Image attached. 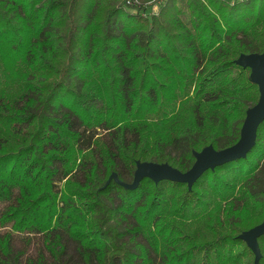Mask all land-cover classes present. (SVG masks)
Listing matches in <instances>:
<instances>
[{
    "label": "trees",
    "instance_id": "obj_1",
    "mask_svg": "<svg viewBox=\"0 0 264 264\" xmlns=\"http://www.w3.org/2000/svg\"><path fill=\"white\" fill-rule=\"evenodd\" d=\"M150 1L0 0V264H254L264 121L191 188L110 175L239 140L260 92L235 60L264 52V0Z\"/></svg>",
    "mask_w": 264,
    "mask_h": 264
},
{
    "label": "water",
    "instance_id": "obj_2",
    "mask_svg": "<svg viewBox=\"0 0 264 264\" xmlns=\"http://www.w3.org/2000/svg\"><path fill=\"white\" fill-rule=\"evenodd\" d=\"M235 62L244 68L250 69V80L257 84L260 92L258 101L253 107L248 108L246 111L245 118L243 119L244 122L240 129V138L235 144L225 147V149L222 150L213 149L210 145L202 148L199 152L196 151L194 153L195 161L192 164L193 166L185 172H180L178 169L168 164L138 161L136 163L137 168L134 172L132 183L118 180L114 173L110 175V178L113 177L115 181L128 189L136 188L144 177H149L156 182L160 180L183 182L187 184L188 188H191L204 171L211 170L215 166L223 165L225 162L245 157L254 146L258 125L264 121V52L261 54H240ZM263 233L264 220L255 227L239 235V238L245 240L247 246L254 252V264H258V259L260 257L257 239Z\"/></svg>",
    "mask_w": 264,
    "mask_h": 264
},
{
    "label": "built area",
    "instance_id": "obj_3",
    "mask_svg": "<svg viewBox=\"0 0 264 264\" xmlns=\"http://www.w3.org/2000/svg\"><path fill=\"white\" fill-rule=\"evenodd\" d=\"M164 0H151L149 2L150 6H151V12L152 13H157L158 10H159V5L163 2ZM126 3L131 5V6H134V4L137 3V0H126Z\"/></svg>",
    "mask_w": 264,
    "mask_h": 264
},
{
    "label": "rangeland",
    "instance_id": "obj_4",
    "mask_svg": "<svg viewBox=\"0 0 264 264\" xmlns=\"http://www.w3.org/2000/svg\"><path fill=\"white\" fill-rule=\"evenodd\" d=\"M67 254L73 255L72 261L77 260L76 255L74 254V251H73V246L71 243H69Z\"/></svg>",
    "mask_w": 264,
    "mask_h": 264
}]
</instances>
